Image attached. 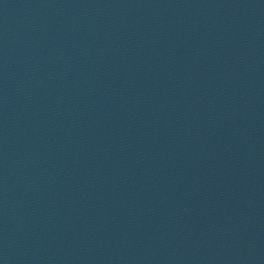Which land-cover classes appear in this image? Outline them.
Segmentation results:
<instances>
[{
    "label": "water",
    "instance_id": "1",
    "mask_svg": "<svg viewBox=\"0 0 264 264\" xmlns=\"http://www.w3.org/2000/svg\"><path fill=\"white\" fill-rule=\"evenodd\" d=\"M0 264H264V0H0Z\"/></svg>",
    "mask_w": 264,
    "mask_h": 264
}]
</instances>
